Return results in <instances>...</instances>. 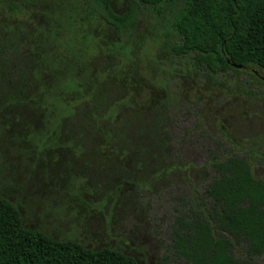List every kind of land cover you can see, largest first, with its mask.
Returning a JSON list of instances; mask_svg holds the SVG:
<instances>
[{"label":"rangeland","instance_id":"obj_1","mask_svg":"<svg viewBox=\"0 0 264 264\" xmlns=\"http://www.w3.org/2000/svg\"><path fill=\"white\" fill-rule=\"evenodd\" d=\"M126 1L114 0L111 11L122 14ZM139 9L134 32L121 41L80 0H0V37L10 34L39 67H55L60 76L49 96L29 100L24 111L0 106V197L26 229L51 238L115 249L137 264H189L169 251L170 225L187 200L198 202L210 162L244 158L264 182V85L242 73L220 83L172 58L182 0L164 3L160 16L150 6ZM100 49L136 64L124 94L132 108L169 101L165 126L177 163L153 171L121 151L114 152L116 168L106 146L99 149L106 158L73 163V145L61 133L73 110L68 91L79 71L98 62ZM244 71L264 82L262 73ZM233 254L245 258L240 249ZM252 263L264 264V256Z\"/></svg>","mask_w":264,"mask_h":264},{"label":"trees","instance_id":"obj_2","mask_svg":"<svg viewBox=\"0 0 264 264\" xmlns=\"http://www.w3.org/2000/svg\"><path fill=\"white\" fill-rule=\"evenodd\" d=\"M80 1L118 40L125 41L139 19V4L160 16L163 4L174 0H127L122 14L111 11L114 0ZM182 1L183 14L174 24L179 41L169 49L172 58L186 61L197 75L220 83L242 73L264 85L244 71L264 75V0ZM93 44L96 52L98 44ZM102 51L96 64L79 71V82L68 91L73 110L61 122V133L73 145V163L89 156L96 162L106 158L99 150L105 146L113 150L108 158L116 168L114 152L121 151L127 152L132 165L153 171L177 163L165 126L169 101L147 110L132 108L124 94L136 64L124 65L120 56L111 58L113 52ZM59 80L56 68L39 67L23 53L21 42L8 33L0 37V106L22 112L29 100L49 96ZM209 166L211 176L198 202L187 200L174 216L169 251L189 264H253V258L264 256V182L255 179L247 161L238 156L212 160ZM236 249L244 259L234 256ZM0 264L137 263L115 249H89L75 240L26 229L15 206L0 197Z\"/></svg>","mask_w":264,"mask_h":264}]
</instances>
